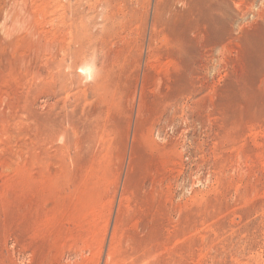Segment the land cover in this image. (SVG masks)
<instances>
[{
	"label": "rangeland",
	"instance_id": "obj_1",
	"mask_svg": "<svg viewBox=\"0 0 264 264\" xmlns=\"http://www.w3.org/2000/svg\"><path fill=\"white\" fill-rule=\"evenodd\" d=\"M0 264H264V0H0Z\"/></svg>",
	"mask_w": 264,
	"mask_h": 264
}]
</instances>
